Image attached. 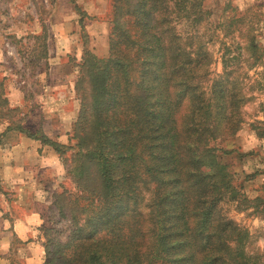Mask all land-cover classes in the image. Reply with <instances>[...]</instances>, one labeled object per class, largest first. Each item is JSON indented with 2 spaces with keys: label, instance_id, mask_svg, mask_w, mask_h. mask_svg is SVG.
I'll list each match as a JSON object with an SVG mask.
<instances>
[{
  "label": "trees",
  "instance_id": "obj_1",
  "mask_svg": "<svg viewBox=\"0 0 264 264\" xmlns=\"http://www.w3.org/2000/svg\"><path fill=\"white\" fill-rule=\"evenodd\" d=\"M167 1L111 0L109 55L84 52L73 175L87 202L72 201L67 191L55 195L73 228L66 242L46 243L45 264H240L239 246L230 243L242 233L217 215L228 191L237 192L222 160L232 149L210 140L235 135L241 121L236 110L245 98L238 87L231 91L216 81L212 98L206 97L199 57L157 16ZM43 32L33 37L43 39L44 56ZM16 129L58 151L64 147L42 131ZM146 177L155 184L148 220L140 210ZM64 200L68 204H60Z\"/></svg>",
  "mask_w": 264,
  "mask_h": 264
},
{
  "label": "rangeland",
  "instance_id": "obj_2",
  "mask_svg": "<svg viewBox=\"0 0 264 264\" xmlns=\"http://www.w3.org/2000/svg\"><path fill=\"white\" fill-rule=\"evenodd\" d=\"M164 8L157 13L163 26L172 28L185 50L201 61L197 74L206 97L212 98L216 81L231 91L238 87L245 98L236 110L241 121L235 135L210 140L213 146L232 149L222 160L230 165L237 191L235 197L228 191L217 204V215L242 233L241 240L230 243L233 249L239 246V263L264 264V0H168ZM112 17L111 0H0V143L11 148L28 136L16 129L21 124L64 146L58 151L36 138L54 154L48 158L54 171L43 185L47 205L33 234L36 240L29 241L41 250V260L26 257L28 241L12 234V246L0 253V264H45L46 243L66 242L73 228L69 212H59L55 195L67 191L72 201L79 197L80 205L87 202L73 175L78 165L73 126L82 110L76 82L85 50L100 58L109 55ZM44 27L48 54L43 56V39L33 36ZM154 187L147 177L140 184V210L147 220ZM16 191L0 182V226L4 223L8 232ZM85 218L80 214L79 222ZM145 225L149 246V221Z\"/></svg>",
  "mask_w": 264,
  "mask_h": 264
},
{
  "label": "crops",
  "instance_id": "obj_3",
  "mask_svg": "<svg viewBox=\"0 0 264 264\" xmlns=\"http://www.w3.org/2000/svg\"><path fill=\"white\" fill-rule=\"evenodd\" d=\"M52 149L50 145L29 136H21L11 148L0 144V182L17 188L16 198L8 212L13 219L12 229L8 232L4 231V223L0 226V253L10 249L12 234H16L21 240L28 241L26 245L29 244L30 248L26 257L41 260V250L33 249L38 246L29 241L36 240L33 234L39 221L42 222L40 217L47 205L43 185L47 181L45 176L54 171L53 161H48L50 155H54Z\"/></svg>",
  "mask_w": 264,
  "mask_h": 264
}]
</instances>
